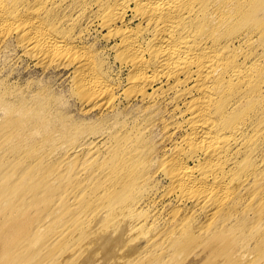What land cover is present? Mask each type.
<instances>
[{"label": "bare ground", "instance_id": "obj_1", "mask_svg": "<svg viewBox=\"0 0 264 264\" xmlns=\"http://www.w3.org/2000/svg\"><path fill=\"white\" fill-rule=\"evenodd\" d=\"M96 8L98 11L95 14L101 29L106 31V38L119 40L118 57L121 62L131 67L128 78L129 87L137 90L136 93L141 94L143 100L152 101L155 93L159 91L156 90L154 94H150L147 89L157 80L164 79L169 90H177V99L186 101L185 111L189 114L188 133L184 134L180 143L178 142L179 146L163 158V172L170 179V191H168L176 193V203L187 205L192 202V210L184 213L189 215L186 224H194L195 231L189 229L190 234H186L187 238L192 234L195 236V233L196 236L208 238L216 231H221L220 238L223 237L221 235L227 229L232 230L234 223L238 221L237 216L234 215L232 218L228 216L233 215V211L242 209L246 210L248 216L257 217L253 222L255 225L248 229H251L250 231H246L247 234L252 238L262 234L263 232L258 230H264L262 216L264 212V0H0V40L6 39L8 33H4L9 32L8 27L15 26L18 29L21 48L39 65L58 67L72 65L74 67L75 88L80 91L79 94L82 97L80 98L85 105L100 104L103 107L112 108L114 88L110 80L105 76L102 66L91 51L85 46L78 45L75 39L74 31L81 22L82 16L84 17V11L91 12ZM129 10L133 18L140 20L139 26L128 25L126 15ZM91 17H88L87 22L89 20L90 23L92 22ZM17 139L11 140L14 143ZM84 144L93 145L89 140L82 145ZM130 144L121 149L124 157V164H122L124 168L121 170L125 171L110 176V171L102 170L97 174L98 178L94 179L93 186L97 184L95 180L98 184L92 188L93 191L98 188V195L87 201L93 208L90 213H83L84 210L80 209L82 204L79 209L77 206L79 202L77 194L87 189L78 191L76 186L66 188V205L69 209L77 211V220L89 223L94 220L96 222L98 217L104 219L106 215L113 216L112 207H100L98 198L102 194L114 193L120 178L129 177L126 171L131 166L129 163L135 161L136 164H142L144 154L137 147L134 148V144ZM19 145L17 144L16 148ZM91 149L95 150V148ZM130 156L131 159H128L127 157ZM189 161H193V165H190ZM130 173H132L131 170ZM2 175L0 174V180H3ZM85 176V170L75 171L69 176L68 184L74 181L81 182ZM102 178H105V181ZM135 178L140 184H145L149 179L145 175H135L131 179L135 180ZM6 187H8L6 184L0 187V203L4 200L9 201L11 193H8ZM16 193L17 191H13L11 197L13 198ZM139 202L131 199L127 206L123 203L126 209L124 207V211L123 208L120 210L126 215H120V217L118 216L120 212L118 215L115 212V215L122 220L116 219L115 216L120 223L118 221L117 224L116 220H111L115 221L113 223L115 228L110 224L112 225L110 231L107 230L108 233L104 232L103 235L99 234L106 224L102 219L103 226L99 227L100 231L97 234L99 239L95 235L97 231L95 233L93 231L94 235H92L98 239L95 238V242H98L94 244L95 246L92 244L94 247H91L88 254L83 253L87 256L81 264H120L122 259L125 260L123 256L129 253V250H126L128 242L130 240V243L138 242L140 237L137 241H132V236L137 234L135 231L141 230L140 232L143 233L142 228L147 223L144 216H141L143 212L138 213L135 210ZM0 205L3 206V204ZM175 210L171 211V214L172 212L174 214L171 216L172 221H176V215L179 214V211L176 214ZM202 216L207 219L205 224L197 222ZM37 222L39 224L38 220ZM98 223L100 222L97 221L92 225L97 226ZM71 225L73 224H64L58 231H62V236L66 235L68 238L73 232ZM15 226L12 230L16 228ZM185 227V224L179 227V224L175 222L173 231H170L171 237L169 236L168 239L171 242L178 240V236L183 235ZM237 229L240 231V227L231 231L235 237L239 236ZM218 233L217 236H219ZM231 236L229 238L232 239L234 236ZM224 237L223 240L226 239ZM3 239L5 240L2 237ZM14 239L17 241L16 237ZM194 241L196 242L195 239ZM185 242L184 245H190V241ZM235 242H231L233 248L238 245H234ZM80 243L82 242L79 241L78 245ZM196 243L193 242L190 248L196 246ZM148 244L165 247L160 244L159 237L149 240ZM250 244L240 249L237 247L234 252L231 250V257L240 260L243 264H264V257L261 261L258 258V252L264 251H259L257 248L255 252L256 245L253 247ZM76 245L75 249L74 247L71 249L73 252L70 251V256L79 257L82 251H85L84 243L79 247ZM8 247L12 248L10 245ZM200 247L204 248L203 245ZM207 247L206 245L205 248ZM248 247H251L254 252L249 251ZM209 248L211 249L210 246ZM5 249L6 247L2 250ZM100 250L103 252L102 255L98 253ZM125 250L128 252H126L127 255H124ZM6 251L3 254L7 253ZM13 252L11 251V254ZM196 252L197 250L192 254L193 261L198 257ZM132 253L130 251V255L133 256ZM22 254L18 252V255L14 254L12 258L8 255L10 258L8 261L14 264L19 261L17 258ZM230 254L228 252L226 255ZM185 256L187 257V254ZM75 259L77 261V257ZM216 259V262L219 260L222 262L221 257ZM228 259L230 261L231 258L228 256ZM9 262L6 261V263Z\"/></svg>", "mask_w": 264, "mask_h": 264}, {"label": "rangeland", "instance_id": "obj_2", "mask_svg": "<svg viewBox=\"0 0 264 264\" xmlns=\"http://www.w3.org/2000/svg\"><path fill=\"white\" fill-rule=\"evenodd\" d=\"M97 11L98 8L91 12L84 11V17L82 16L81 22L74 31L76 33L75 39L78 45L85 46L91 51L99 65L102 66L105 76L110 80L114 88L112 108H106L100 104L98 106L85 105L81 100L80 91L75 88V69L72 65L60 67L56 65H39L32 56L21 48L18 29L15 26L8 27L9 32H3L8 34L4 41L0 40V146L2 147L0 151L2 153H0V174H3L0 187L6 184L8 185L6 187L8 193H11V195L13 191H17V193L13 198L10 195L8 199L13 203L7 200L0 203L4 206L0 205V236L3 234L0 237V255L2 252L0 264H13L9 262L10 260L8 261L10 259L8 255L12 258L14 254L18 255V252L23 254L17 258L19 261L14 264H81L87 256L85 254H88L91 247H94L98 242H95L96 237L92 235L97 231L95 235L98 236L99 227L103 226V217L100 219L98 217L96 220V222H100L98 223L99 226L98 224L94 226L95 220L89 223H85L80 219L77 220V211L69 209L66 205L65 190L71 186H76L75 188L78 191L87 189V191L77 194L79 197L77 206L79 209L82 204L80 209L84 210L83 213H90L93 208L87 201L98 195V188L95 189L96 191H93L92 188L98 184V181L95 180L97 184L93 186L94 179L98 178L97 174L102 170L110 171V176L125 171L121 170V168H124L122 165L124 164V157L121 149H124L130 143L134 144V148L137 147L144 154L142 164H136L135 161L129 163L132 166L126 169L129 177L120 178L114 193L110 195L102 194L98 198L100 207H112V210H114L113 216L108 214L110 218L107 215L104 216L103 222L105 220L106 224H104L105 227L101 228L106 231L101 229L99 234L102 235L108 233L112 225L115 228V224H113L115 221L111 220L126 215L122 214L120 209L123 208L124 211V207L131 199L141 201L137 204L135 210L138 213L143 212L141 216H144V219L147 220V223H145L146 228H142L143 233L140 232L141 230L135 231L137 234L132 236V241H137L139 237L140 239L138 242L130 243L131 240L128 242L129 247L126 246L127 248H125L127 251L129 250V253L126 250L124 251V255L126 252L128 255L123 256L126 261L122 259L125 262L121 261L120 264H218L220 260L216 262V258L219 259L220 257L222 259L221 264H237L239 262V264H243L238 259L234 258V261L230 254L231 250L234 252L237 247V249L247 247L248 243H251L250 246L254 247L258 241L260 246L257 243L254 247L255 252L257 248L259 251H264V243H261L264 242V230H258L263 233L256 238H252L247 234L246 231H250L251 229H248L255 225L253 222L257 217L248 216L245 209L233 211V215L228 216V218H232L235 215L238 221L234 223L232 230L228 231L227 229V232L223 233L224 235L227 234L225 237L223 234L221 235L224 239L226 238V241L223 240V237L220 238L221 231L214 233L216 235L219 232V236L216 235L218 240L213 234L210 237L211 239L215 238L211 241L210 237L196 236L195 232V236L192 234L191 237L187 238V233L190 234V231H195L194 224H186L189 215L184 213L192 210V202L187 203V205L176 203V193L171 192V194L169 192L170 179L163 172V158L170 155L179 146L184 134L188 133L187 117H189V114L185 111L186 101L177 99V90H169L164 79L157 80L147 89L150 94H154L156 90L159 91L155 93L152 99L153 102L143 100L142 95L136 93L137 90L129 87L128 78L130 77L131 67L123 61L121 62L118 57L117 44L119 40L117 38H106V31L103 28L101 29V24L95 14ZM132 15L131 10H129L126 15L128 25L130 27L139 26L140 20L133 18ZM88 17H91V23L90 20L87 22ZM35 131L36 133H31ZM19 132H22V134H19ZM11 139L17 140L13 143ZM18 140L22 141V146L20 141L16 142ZM88 140L93 145H82ZM17 144L20 145L16 148ZM91 148H95V150ZM127 158L131 159V156ZM120 159L121 161H119ZM193 163V161H189L190 165H193ZM78 170H85V179L81 182L74 181L68 184L69 176ZM130 170L132 173H130ZM135 175H145L149 179L145 184H140L136 181V178L135 180L131 179ZM102 179L105 181V178ZM117 191L118 193H116ZM84 203L85 205H83ZM175 208L177 209L175 210ZM173 210L176 214L179 211V214L176 215V221L171 220V216L174 215ZM171 211H173L172 214ZM115 212L116 215L120 212L118 216H121H116ZM262 216L264 217V212ZM119 220L121 221L122 218ZM119 220H116V223ZM175 222L179 224V227L184 224L186 227L183 228V235L178 236V240L175 242H171L168 238L171 237L170 231H173ZM197 222L205 224L207 219L202 216ZM92 223L94 224L92 225ZM64 224H73L71 225L72 235L68 238H66V235L62 236V231H58L61 228L60 226ZM13 226L16 227L14 230H12ZM87 227L89 228L87 229ZM90 227H92V231ZM236 227H240V231L239 229L236 230L239 232V236L236 235L237 237L231 232L235 231ZM113 228L111 229L113 230ZM230 236L232 239L229 238ZM2 237L5 240H2ZM14 237L20 242L16 243ZM156 237H159L160 244L165 246L164 248L148 244L149 240L152 241ZM187 240L190 241V245L194 242L196 246L190 248L189 244H185V247L184 242H187ZM220 240L225 242L222 243ZM79 241L82 243L78 245ZM230 241L235 242L234 245H238L233 248V243ZM75 244H77L76 247L84 246L85 251H82L79 257L70 256L73 252L71 249ZM180 244L182 245L180 246ZM9 245L10 247H12L11 245L15 246L10 248L15 253L11 254ZM202 245L204 248L207 245V249H201L200 246ZM4 247H6L7 253L3 254L5 252V250H2ZM17 247L19 248L17 249ZM196 250L198 257L195 254L196 259L193 261L194 255L192 254ZM248 250L254 252L251 247H248ZM130 251L133 252V256L130 255ZM9 252L12 256L8 254ZM84 252L85 254H83ZM100 252L98 253L102 255V250ZM228 252L230 255H226ZM134 254L135 258L133 259ZM258 254L259 261H261L264 252H258ZM3 255L8 258L5 259ZM228 256L231 258L230 261ZM192 257L193 259H191ZM188 258L192 261L190 259L188 261ZM213 259L215 260L213 261ZM6 261L9 263H6Z\"/></svg>", "mask_w": 264, "mask_h": 264}]
</instances>
